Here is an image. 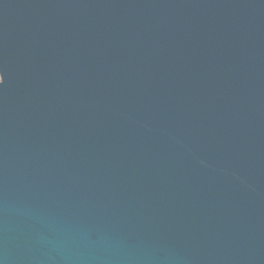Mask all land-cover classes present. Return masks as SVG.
<instances>
[{"label": "water", "instance_id": "obj_1", "mask_svg": "<svg viewBox=\"0 0 264 264\" xmlns=\"http://www.w3.org/2000/svg\"><path fill=\"white\" fill-rule=\"evenodd\" d=\"M0 264H264V0H0Z\"/></svg>", "mask_w": 264, "mask_h": 264}]
</instances>
